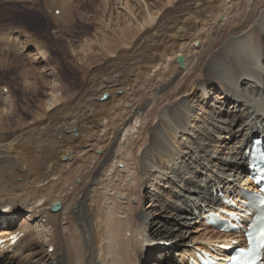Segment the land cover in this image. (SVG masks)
<instances>
[{
	"label": "bare ground",
	"instance_id": "bare-ground-1",
	"mask_svg": "<svg viewBox=\"0 0 264 264\" xmlns=\"http://www.w3.org/2000/svg\"><path fill=\"white\" fill-rule=\"evenodd\" d=\"M22 1L34 7L40 2ZM174 3L165 13L146 9V21L141 22L142 11L133 14L128 2H119L121 12L127 11L138 25L127 22L114 29L112 37L103 30L105 34L97 36L98 40L85 44L81 52H72L86 77L81 90L67 103L59 104L57 88H52L53 108L46 102L49 109L35 110L31 122L23 121L12 105L0 108V237L24 234L15 246L0 248L1 264H143L147 258L153 259L151 264H166L171 258L178 262L175 254L186 260L190 223L221 205L219 193L231 197L240 193L242 184L249 186L247 150L253 139L261 138L264 144V73L258 70L259 63L264 64V34L253 37L256 18L260 16L264 24V0ZM42 6L52 12L58 25L68 23L72 11L63 0H43ZM68 30L75 37V27ZM14 34L0 25V49L26 53L31 42L24 44ZM136 35L139 38L129 45L128 39ZM185 52L197 62L193 69H189L191 58ZM45 55L40 52L36 61H46ZM179 56L185 59L184 69L178 66ZM109 57L108 64H101ZM185 70L191 91L202 92L210 109L200 107V113L181 100L161 111L159 124L149 132V143L137 159L141 174L159 169L144 179L151 185V190H145L151 204L137 214L130 196L143 177L130 172L135 145L125 146L121 156L118 153L128 140L124 138L133 136L144 112L156 108L154 100ZM20 76L26 81L29 74L21 69ZM208 90L220 92L211 96ZM162 129L179 131V149L167 144ZM120 161L126 176L121 175V169H113ZM109 172L115 175L111 180H119L112 198L102 193L98 200H90L92 187ZM127 180L125 192L122 182ZM110 182L101 186L106 189ZM164 190H168L166 195ZM119 193L127 198L128 206L118 203ZM56 204L61 208L53 212ZM20 212H26L24 225L16 227ZM230 240L226 236L214 242L231 245ZM156 242L174 245L156 255L143 250ZM195 251L190 252L195 256Z\"/></svg>",
	"mask_w": 264,
	"mask_h": 264
},
{
	"label": "rangeland",
	"instance_id": "rangeland-1",
	"mask_svg": "<svg viewBox=\"0 0 264 264\" xmlns=\"http://www.w3.org/2000/svg\"><path fill=\"white\" fill-rule=\"evenodd\" d=\"M39 1L40 2L34 7V6H31V4H29V1L21 0L17 2L13 0H6V1L0 0V4H2V2L4 3V5L0 7V18H1L0 25L4 26V29L6 30L7 33L10 32V30L14 31L15 33L14 35H18L24 44H27L26 42L28 41L31 42L30 46H27L26 53L17 52L15 49L14 50L13 49L3 50V51L2 49H0V95H3L2 99H0V108H5L8 105L10 106L12 105V109L15 110L16 114L19 117L21 116L24 119L23 121H27V122H31L33 120L34 118L33 115H34L35 110H41V111L48 110L49 107L47 108V106L49 105H50V108H53L51 104L54 102V99L52 98V95H50V92H52L51 91L52 88H55V89L57 88L56 94L57 95L59 94L58 98H61L59 104H62L63 102L67 103L68 98L73 97L81 90L84 84L83 77H86V74L83 71H80L81 69L78 68L77 62L74 60V58L71 55L73 51L76 50L78 52L79 51L81 52V50L84 49L88 45V43H90L91 41L95 42L96 40H98L99 35H103V33L105 34V32L108 33L110 37H112L113 34L115 35L114 29L117 30L119 27L121 28L127 25V22L128 23L131 22L130 24L132 26L135 24H136L135 26L138 25L135 19H132L131 17H129L127 11L124 10L125 12L124 11L121 12L122 10L119 9L120 8V5L118 4L119 2H122V1L123 2L125 1V3L128 2V8L131 10L133 14L134 12L140 13L142 11L141 12L142 14H140L139 17H141V22H144V19L146 21L145 15L147 14H144L143 12L147 13L146 9H150V11L155 14L163 13V12L165 13L169 11L170 8H172L173 2H175L174 5H176V4H179V2L182 0H175V1L173 0H63V2L67 3L68 6L70 5L72 14H70L68 23L62 26L60 24L58 25L56 21L54 22V20H52L53 19L51 18L52 12H48L45 8H43L42 6L43 0H39ZM124 15L127 19L124 17ZM122 16L123 18H121ZM117 18L118 19L120 18V19L118 20ZM122 19L124 20L121 21ZM117 23H119V25ZM120 24L122 26H120ZM59 26L60 28H58ZM254 26H256V32L253 34V37L258 39L259 33L264 34V24L260 22V16L256 18L254 22ZM71 27H75V31H76L75 37H72L71 31L68 30ZM102 27H104L105 29H103ZM58 30L60 31L57 32ZM139 36H141V34H139ZM137 38H139L138 35L133 37L132 40L128 39V44L132 45L134 42H136ZM129 41L132 44H130ZM156 41H158V39H156ZM183 42H186V41L183 40L182 43ZM258 42L260 44L259 48L262 50V42H260V40H258ZM43 44L44 46H46V48L43 46ZM192 44L188 50H191V47H193ZM39 51L46 53L47 55V56L45 55L46 61L42 63H39L38 61H36V59H38L37 55L40 53ZM185 54L189 55V58H191L190 61L192 64H190L189 69L191 68L193 69L195 66V65L193 66V64L197 63L196 60H194V58L190 54L186 52ZM21 57H24V58H21ZM110 59L111 57L105 60H102L101 64L103 63L108 64ZM8 63L11 64L10 67H8L9 65ZM19 65L21 67H19ZM175 66H177V64H175ZM178 66L180 67L179 64ZM258 66L260 67V69L258 67V70L264 73L263 61H261V63H259ZM184 68L185 67H183V69ZM21 69L22 70L25 69L26 72L29 74L26 81L22 79L20 76ZM47 69H50V70L45 72ZM63 69H64V72H63ZM50 71L52 74L50 73ZM186 73H187L186 70L183 71L182 75H180V77L172 84L169 90L159 94L156 100H154V103L156 105V108H155L156 110L155 109L153 110L152 108H150L144 112V114L142 115V119H141L142 121H139V123L136 126V130L133 131L134 133L132 132L133 133V136L131 135L132 138L131 136L129 137L130 139L124 138V140L125 139H128V140L126 142L123 141V143H126V145L124 144L123 146V143H122L121 148H120L121 149L120 151L122 153L121 152L118 153V155L121 156L123 155V152H125V149H126L125 146L127 148H131L130 144L133 143V145H135L131 153L133 165H132V168H130L131 170L130 172L133 173L134 171L136 172V174H138V176L140 175L141 178L143 177L141 184L137 185L136 189H134V192H132L130 196V201H131L130 203L135 207L134 209H137V211H135L137 214L141 213V210L143 209V207L147 208L148 205L151 204V198L146 193L148 192V190H151V185H149L150 183L148 181L147 182L149 184L145 183L144 179L149 177L150 172L152 174L159 172V169L153 168V170L149 169L145 175L144 173L141 174L137 168V161H138L137 159H139L140 157L139 155L142 152V149H144L149 143V132L151 131V129H153L155 126L159 124V114L161 113V111H163L165 108L171 106L174 103L181 102V100H187L188 102H190L189 104L195 108L194 111L198 110L197 112H200L199 111L201 109L200 107H203L202 110L204 111H209L210 109L209 104L205 103L206 100L202 92L193 93L191 91L192 83L187 80L189 75L187 78L185 77ZM152 75H154V72L152 73ZM5 88L8 90V92L4 91ZM72 91H74L75 93ZM68 92H71V93H68ZM208 92L213 93L211 94V96H214L216 93L215 91H210V90H208ZM219 92L220 91H218L216 94H219ZM119 94L121 95L122 93H119ZM8 96H10L9 101L6 100ZM104 96L101 98L103 99ZM101 98L99 99V101L100 100L102 101ZM11 100L13 101V103ZM45 103L49 105L46 106ZM56 108L57 106L55 107V109ZM19 111L22 115L21 114L19 115L18 113ZM24 112H26L27 114ZM46 115L45 117L47 118L48 115L47 116ZM201 124L203 126L202 122ZM162 130L165 133L167 144L170 147H173V150L179 149V147H181L179 146L181 145L180 141L182 140L181 134L178 133L179 131L176 133L174 131L167 132L164 129ZM122 148H124L123 151H122ZM118 149L119 147L117 146V150ZM117 168L122 170V173H121L122 176L124 175L126 176V168L124 167V164L122 163V161L119 162L118 166H116V163L113 165V169L116 170ZM112 171H113L112 173L115 172L114 170ZM112 173L109 172L105 174V176H103L102 178H99V182L95 184L92 187L91 191L89 192V197H91L90 200L91 199L98 200L100 196H102V193H106L105 198L107 197L112 198V196L114 195L113 187L114 185H117L119 183V180L117 179L111 180V178L115 176V175L113 176ZM109 181H111L109 187H106V189H104L105 186L103 185L108 184ZM122 183L124 185L123 186V188L125 189L124 191L127 192L126 188H127V185L129 184V180H127L126 182L123 181ZM169 186L170 185H168L167 187ZM165 191L168 192V190H164V194L166 195L167 192ZM117 195H118V200H119L118 203L121 206H128L127 198L123 195V193H119ZM107 202L110 205H112L111 199H109ZM108 203L107 205L103 207L107 208ZM25 214L26 212L19 213L20 218H18L17 222L15 221V223L17 224L16 225L17 227L22 225ZM187 229H189L190 232L186 234V237H187L186 239H187V242H190V244L187 248L189 254L187 253V256L185 257L186 260L182 258V256H176L175 254V257L178 260V262H176L174 258L173 259L171 258L168 260L166 264H190V260L188 261V258L191 253L190 251H192L193 249H196L199 247H207V245L210 244L207 241H210L211 245H213V243L214 244L216 243L214 241H217L219 239L223 240L226 238V236L227 238L231 240L234 238L230 234H226V233L218 231L217 229L208 227L203 218H200L198 219V221L196 220L195 222L190 223V226L187 227ZM126 244L128 243L126 242ZM173 245L174 243L161 244L160 242H156V243H152L151 246H148L146 249H144L143 247V250H147V252L150 251L151 254L154 253V255H156L160 253L161 251H163L164 249L172 247ZM177 250L178 248H175L174 252H176ZM132 259L134 261H137V258H134L133 256H132ZM148 260H149L148 258L145 259L143 264L153 263V259L150 261Z\"/></svg>",
	"mask_w": 264,
	"mask_h": 264
},
{
	"label": "water",
	"instance_id": "water-1",
	"mask_svg": "<svg viewBox=\"0 0 264 264\" xmlns=\"http://www.w3.org/2000/svg\"><path fill=\"white\" fill-rule=\"evenodd\" d=\"M177 62L180 65L181 68H183L185 66V59H184L183 56H179L177 58ZM59 208H60V206H55L54 209H53V211L56 212V211L59 210Z\"/></svg>",
	"mask_w": 264,
	"mask_h": 264
},
{
	"label": "snow or ice",
	"instance_id": "snow-or-ice-1",
	"mask_svg": "<svg viewBox=\"0 0 264 264\" xmlns=\"http://www.w3.org/2000/svg\"><path fill=\"white\" fill-rule=\"evenodd\" d=\"M261 240H262V242H264V232H262V234H261Z\"/></svg>",
	"mask_w": 264,
	"mask_h": 264
}]
</instances>
